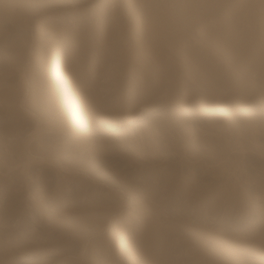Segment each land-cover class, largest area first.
<instances>
[{"label":"rangeland","instance_id":"1","mask_svg":"<svg viewBox=\"0 0 264 264\" xmlns=\"http://www.w3.org/2000/svg\"><path fill=\"white\" fill-rule=\"evenodd\" d=\"M151 1L153 2V0H0V124L3 125V128L0 129V141L4 143H1V146L4 149L9 145L4 150L13 152L11 155L12 157L15 155L13 158H20V155H22L20 159L17 158L19 164L16 159L14 160L16 162L13 170L15 172L19 170V172L14 175L15 172L11 171L12 174L14 173L12 176L14 183L16 178L20 180L23 175H27L23 176L24 178L21 180V182L24 183L25 181L27 183L20 184L18 187L28 185L30 180H34L33 182H35L38 178L37 183H34L35 188L34 186L32 188L34 190L36 189V191H28L29 194L26 193L27 191H24V194L20 197V203L25 205L22 207V214L25 212L24 215L28 216L27 222L23 223V228L18 229L12 223H6V225L0 223V264H32L30 261L23 259L24 253L22 252V256L21 252L18 251L19 247L16 243V245L14 244L15 246L11 244L14 241L21 240L26 235L29 236V241L27 240V242L29 244L31 242L34 243L33 245L38 246L37 248H40V245L37 244L38 241H36L38 238L44 240L42 243L44 246L47 244L44 251H41V248L39 251V253L42 252V256L54 258L53 261L50 259L52 262L49 260L50 262H47V264H61V257L55 260V256L53 257L52 255L55 252H59L58 245L59 248H63L64 250L62 258L67 261L64 264H132L130 252L127 255L120 253L113 243L114 231L112 230V222L119 218L128 217L129 215H132L131 217L134 215L137 216V214H139V217L135 216L132 218L133 222L125 223L123 227L127 234V241L131 242L134 246L139 245V243L141 245L139 246L140 250H142L140 253L141 259L138 264H264V261L259 257V252H264V222L258 225V232L252 237V241L248 243L242 242V239L237 234H230L227 231L235 226L234 221L238 217V211L247 208L246 211L248 213L255 197H259L261 200L264 198V185L262 189L259 188L257 191V187H260V184L264 181V136H262L264 130L260 131L261 133L258 132L259 136L255 137V140L252 139L255 143L251 141V135H246L251 145L243 147V149L247 148V151L244 149V152L246 151L243 154L244 157L241 154V156H237L238 158L235 157L236 161L233 164H240L238 170H236V174L231 175V178L225 177V179H221V185H224L229 179H232L229 180L232 185L235 183H237L235 185H238L235 191H231L232 195L229 190L226 192L227 190L223 191L221 189L220 192L223 191L225 193L218 195V200L221 204L218 201L219 205H217L220 207L219 209H216L218 206L213 207L215 210H219L216 213L217 217L229 210L230 224H226L224 230L219 229L220 223L202 218L206 212L204 204L205 199L208 198L206 194L211 190V187L207 186L208 180L203 182L205 179H202V175H205V170L207 173L209 166H204V162H202V166H199V169H201L200 173L202 172L204 174L201 173V176L199 175L196 180L200 178V181L203 180V184L198 180L196 181L198 184L195 183L198 187H202H199L201 191L200 195L202 196L196 203H193V212L189 211L190 207H186L184 200V202L179 203L180 206L176 202V206L170 209L167 214L165 212L161 213V205H159V202L165 205L171 203V201L176 199L179 191L182 192V188H186L185 186L191 180V174L188 172L184 176L186 177L185 179L182 176L178 179L176 178L179 181L182 180L183 184L181 181L177 182L179 183L177 184V189L180 190L175 189V185L171 192H169L171 194H168V192L164 193L162 174L165 172L172 173L173 170L179 172L180 169L177 166L180 167L183 165L188 156H185L186 154L184 155L185 151L183 148L185 147L182 144L180 147H175V150L183 149L181 156L179 154L177 155L178 157L173 155L175 156L173 160L163 159L161 162L158 161L159 164L152 163L148 161L146 156L144 157L146 152H144L145 154L142 153L144 150L141 148L142 145H139L141 142L138 141L143 138V134L145 135L151 129L150 127L152 126L149 122L153 116L160 117L158 120L163 119L162 121L177 116L175 121L178 118L179 122L181 121L179 118L185 113L186 117H182L185 119L184 122L188 125L191 124L189 125L190 128L194 126L193 121H191L193 124L190 123L187 117L195 113L190 111L187 113L186 108L184 109L183 106L184 104H186L185 106L187 104L191 105V95L188 96V93L194 92L195 89V95L191 97L196 96L195 99L200 104L203 101L200 96H202V93L204 94V91L206 95L208 88L205 85L207 82L204 83L205 81L200 76L199 69L193 66L190 60H187L180 54V50L184 49V45L194 44L196 48L204 47L205 49H209L213 42L216 45L219 43L220 48L217 47L218 45L214 47L217 51L214 53L215 55L218 53L217 56L219 57L213 55V53L212 55L215 57L213 59L216 60L218 58L216 60L217 62L220 60L218 65L226 66L227 69H225L226 67L223 68V72L226 71L229 75L232 74L230 72H236L238 70V65L241 64V60L244 63L251 58L250 56H254L259 61L264 62V0H211L210 6H214L216 15L206 16L205 21L202 23L199 22H201L200 19L204 15L189 21L185 26H189L188 28L191 30L189 31L187 28L185 30L187 32L181 33V37H185L183 39L181 37V39L177 38V45L174 42L173 44L175 46L172 43H168L163 50H158L157 52L152 50V41L144 35L145 21L141 17L143 13H146L145 11L149 13H151L150 11H155L154 7L151 6ZM168 1L167 6L169 9L170 7L173 9L175 5L177 7V4H179L177 2L178 0ZM211 11L209 10L204 13L209 14ZM238 13H240V16ZM71 15H73V18H70ZM243 20L246 22L244 21L243 23ZM231 21L233 22L231 23ZM234 21L235 23H240V32H236L237 24L235 25ZM208 22L211 26L216 25V27L215 25L213 27L218 30L216 34H205L206 29L209 27V24H206ZM198 23L199 25H197ZM229 23L233 25L229 26ZM190 26H194L195 28H191ZM170 34L172 33L170 32ZM170 34L167 35V38H169L168 36L172 37L175 35V33ZM212 35L215 36L213 37ZM241 37H243V42ZM250 37L253 39V42L249 39ZM238 38L240 41L237 40ZM164 39L167 41L166 37ZM215 39L217 42H215ZM240 42L243 43L241 47H239ZM230 43L231 45H229ZM63 44L69 45L68 51L63 57V69L65 63H69V67L75 73V79H82V83L80 82L79 84L81 101L87 119L90 122L95 126L108 127L107 124L113 122L114 119L120 120L126 113L133 112L132 114L137 116L141 111L143 112V109L147 112L145 125L138 127L135 130L137 133L134 132L138 136L131 133L128 129L124 130V137L127 135L133 137V141L137 142L135 145H139L137 147L138 149L132 148L131 154L134 159V155L137 154L138 161L134 159L131 161L128 159L131 158L128 157L130 156L129 154H126V157V155L121 153L123 151L119 150L118 142L122 141L124 137H119V134H117L118 137L114 134L115 136H111L112 138H107L108 140L110 139L108 141L106 138H93L87 134L78 135L75 132V129L67 119L61 95L54 89L55 85L51 84L46 75L47 56L53 53L54 48ZM214 44L212 46H215ZM246 45L247 47L251 45L250 47L252 48L249 50L251 52L253 50V52H248L249 50L241 52L240 56L242 57H240V60L237 58L240 63L234 62L236 58L233 59L235 56L229 54L230 51L234 49L240 50L243 46L246 47ZM228 47H232L233 49ZM222 49L224 51L230 50L225 54ZM256 51L263 54V56H255ZM223 52L224 55H219V53ZM228 54L231 57H228ZM225 59L228 61L226 60L227 62H225ZM227 63L231 64V66L237 64V70L235 67L227 65ZM197 71L199 72L197 73ZM167 74H170V77ZM194 74L196 76L192 78ZM229 75L221 80L223 85L225 83L230 85V87H227L229 85H224L227 87V89L224 87L226 94L220 90L222 95L220 93L219 98H217L218 92H220L219 90H217L218 92L216 91L217 96H214V92L211 94L212 91H209L211 96L208 97L210 94H207V97L205 95V98L203 97L204 101H207L205 104H210V106L214 104L211 107L216 106L213 107L212 114L224 113L220 110V105L222 106L225 103L236 104V101L233 102L232 97L227 96V91H232V87L235 89L234 86L237 85L238 81L234 78L232 80V78H229ZM157 85L159 86L157 87ZM160 85H163L162 87L164 88H161ZM184 85L185 87H183ZM167 86L168 88L170 86L171 91L169 89L167 90L169 92L166 91ZM186 86H188L187 89ZM153 87L155 89L160 87L161 91L158 89L160 94L157 91H153ZM189 87L190 90L188 89ZM203 88H206V90H203ZM187 91L188 93H186ZM198 91L199 94L196 93ZM201 91L203 92L200 93ZM181 94L183 98L186 96L185 98L187 100H182V97H179ZM225 96L228 98H225ZM199 98L202 99L201 102ZM181 100L186 101L183 103V106H181L182 103L179 104V102H182ZM23 105H26L29 110L28 112L25 111V106ZM251 105L252 103L247 104V106ZM137 112L139 113L137 114ZM148 113H151L150 116H148ZM115 114H118V118ZM158 123H161V120ZM200 127L202 126H199L197 129L201 130ZM166 128L168 127L162 126L160 130H167ZM223 129L226 132V128L224 127L211 131L209 135L216 137V134H220V137L225 139L226 133L223 132ZM160 130L158 129L156 131ZM234 131H236L235 133L238 132V130H233L232 132L234 133ZM161 132L158 133L160 134ZM202 133L204 134V132ZM238 134L239 132L236 135ZM200 137L198 138L202 140V136ZM220 137L219 139L223 140ZM235 137L234 134L231 137L232 139L230 138L231 141L234 142ZM256 138H258L259 144L256 142ZM116 139H119L118 142ZM103 142L104 144H102ZM108 142L115 146V148L113 146L111 147V144L109 145ZM114 142L118 145H114ZM8 143H11L12 147ZM147 143L150 142L147 141ZM26 144H29L27 145L28 148ZM84 144L85 146H82ZM96 144L103 151L100 150L101 152H99V149L95 147ZM252 144H256L255 146H259L260 149ZM92 145L95 148H92ZM99 145L101 146L99 147ZM86 146L87 148H85ZM123 146L126 147L125 150L127 151L128 144H124ZM14 147L16 150H14ZM109 147L111 150L112 148L116 150V147L118 149L114 153L109 150ZM129 147L131 148L130 145ZM137 150L140 152H136ZM25 151L27 152L29 157L27 159L29 161L34 156L35 160L29 162L25 159ZM257 152L258 154L255 156ZM29 153L31 156H29ZM119 153L123 154L124 157L123 155L121 157ZM246 154L249 155L246 156ZM22 158H24V165L22 164L23 161L22 163L20 161ZM183 159L185 160L183 161ZM203 159L201 156V161ZM58 160H61L68 169H73V175H65L61 173L58 167L56 168L54 166L55 168H53L54 164L51 162ZM224 160H219L216 165L222 166L225 163ZM188 162H190L189 159ZM146 164L147 166H145ZM174 165H177L176 167L179 171ZM24 166L27 167L28 171L26 170L25 172L26 168ZM19 167H22L24 170H20ZM50 167L53 168V171ZM4 169L7 170L3 166V172L0 170V176H6L10 179L11 172L7 171V174ZM210 169L208 168V170ZM158 170L159 172L157 173L156 171ZM73 171L75 173L78 171L79 173L77 172L75 174ZM19 174L21 175L19 177L20 179L18 178L20 176ZM30 177L33 178L31 179ZM66 177L69 178L67 179ZM58 180H61L63 183L60 181V184H57V182L59 183ZM222 180L226 181L223 182ZM81 182L82 184L84 182L83 185H86L84 187L83 185L81 186L79 184ZM184 182H186V185ZM78 184L79 186L76 188L75 186ZM149 184L153 187L151 188ZM59 185H63L64 187ZM66 185H68V188H66ZM143 185H146L150 191L146 190L147 187ZM205 186L209 189L206 190ZM217 187L219 186L216 185L215 189ZM15 188L14 190L17 192V187ZM49 188L50 190H47ZM80 188H82V191ZM3 189L0 188V194ZM38 189L41 191V195ZM53 189L56 192L52 191ZM11 190L13 188L10 189V192L16 193L14 190ZM57 190L60 191L59 194H57ZM143 190L144 192H142ZM8 191L4 189L3 195L1 194L3 199L0 200V208L6 200L10 201L12 199ZM6 193L9 196H4ZM52 193H55V196ZM49 194L55 197V205L53 201L49 200L51 198L54 200ZM173 197L175 198L173 199ZM41 199L46 200V205L48 204L44 207V212L43 209L32 207L28 203V201L35 202L36 200L40 202ZM63 200L67 201V206L64 209H60L58 208V203ZM214 201L217 200L215 199ZM238 204L242 205V209L237 206ZM260 205L261 207L262 205L264 206V202H260ZM53 206H56L57 210ZM233 206H237L236 208L238 209ZM3 208L0 210V216L6 214ZM215 210L211 208L213 215V211ZM193 214L195 215L193 216ZM39 218L41 220L40 222H38ZM233 228H236V226ZM47 241L49 242L46 243ZM55 241L56 246H54ZM241 247H247L254 256L244 253ZM13 250H15L14 252H19H16L14 257H12L14 255ZM11 252L13 253L11 254ZM28 255L29 253L25 254V256ZM33 264H42V262L38 261Z\"/></svg>","mask_w":264,"mask_h":264},{"label":"bare ground","instance_id":"2","mask_svg":"<svg viewBox=\"0 0 264 264\" xmlns=\"http://www.w3.org/2000/svg\"><path fill=\"white\" fill-rule=\"evenodd\" d=\"M168 2H169L168 0H153V2L151 1V3H152L151 6L154 7L155 11H153V12L150 11L151 13H149L148 11H145L146 13H143L144 10H143V12L141 11V13H143V15L141 14L142 15L141 17L145 21L144 22V32H145L144 35H146V37L149 38L152 41L151 48H152V50H154V52H157L158 50H163L165 48V45L168 44V43H172V45L175 46L174 44H176V39L181 37V35H182L181 33L182 32H187L185 30L189 26H185V25L189 21L193 20L194 18H196L198 16H203L204 15L205 17L203 16V18L201 17V19H200L201 22L198 21L199 23H202L203 21H205L206 16L209 17L211 15L212 16L213 15H216L215 14V10H214L215 9L214 6H210L211 0H178L177 1L179 3V4H177L178 6L176 7V5H175V7L173 9H171V7L169 9V7L167 6V3ZM209 10H212L209 14L208 13H204V12L209 11ZM242 10H244V9L242 8ZM238 14L240 16V13H238ZM236 16H237V14H236ZM70 18H73V15H71ZM236 20H237V18H236ZM244 21L245 20H243V23H244ZM232 22L233 21H231V23ZM199 23L197 25H199ZM234 23H235V21H234ZM206 24H209V22L206 23ZM214 25L211 26V24H209V27L207 29L205 28L206 29V33L203 30L204 33L205 34H208V35H210V34H216V31H218V30H216L215 28H213ZM230 25H233V24H230L229 23V26ZM235 25H236V29H235L236 32H240V30H239L240 29V23H235ZM193 27H191V28H193ZM215 27H216V25H215ZM187 30L190 31L191 29L188 28ZM241 31H243V30H241ZM170 32L172 34L175 33V35H173L172 37L168 36L169 38H167V35H169ZM234 33H235V31H234ZM243 33L245 34L244 31H243ZM243 33L241 32L242 35H243ZM172 34H170V35H172ZM183 34H185V33H183ZM212 36L214 37L215 35H212ZM239 36H240V34H239ZM165 37H166V40L167 41H165V39H164ZM233 37H235V36L233 35ZM236 37H238V36L236 35ZM239 38L237 39L238 41H240ZM242 38L243 37H241V39ZM249 39H251V37ZM237 40H235V41H237ZM251 40L253 42V39H251ZM173 42H174V44H173ZM178 42H179V39H178ZM187 42H190V41H187ZM215 42H217L216 39H215ZM242 42H243V39H242ZM242 42H240V44H239L240 46L239 47H241V44H243ZM213 44H214V42H213ZM212 45H211V47L209 49H205L204 47L196 48V46H194V44L193 45L187 44V45H184L183 46L184 49H181L182 51L180 50V52H181L180 54L182 56H184L187 60H190V62L192 63V65L195 66V67H197L199 69V71L201 73V74L200 73L199 74L203 78V81H205L204 83L207 82V84H205L206 85V88H208L207 91H206V93L207 94H210L209 91H212L211 94H213V92H214V96L215 95L217 96V92H218L217 90L224 91L223 93L226 94V92H225L226 90L224 89V87L226 89H227V87H230L229 84H226L225 83L226 86L229 85V86L226 87V86H224L225 84L223 85V82H221V80H223L224 77H227L229 74L226 71L223 72V68H225L226 66L223 67L224 65L223 66L220 65V64L218 65V63L220 62V60H219V62L216 61V60H218V58L216 60L213 59V57H214L213 55H215V53L217 52L214 47H216L217 45H218L217 47H219V43H217V45L214 44L215 46H212ZM229 45H231V43ZM237 45H238V43H237ZM237 45H236V49H237ZM247 45H249V44H247ZM247 45H246V47L243 46L242 49H240V50H235L234 49L235 51L233 50V51H230V53L229 52L228 53L229 54H232L233 56H235L233 59L239 58V60H240V57H242V56H240L241 52H245V50L248 51L250 48H252V47H250L251 45L248 46V47H247ZM225 47H227V46L225 45ZM232 47H228V48L233 49ZM263 47H264V44H263ZM68 48H69V45L68 44H63L61 46H57L56 48L53 49V53L51 55H48L47 56L46 63H47L48 66L46 65V75H47L48 80H50L51 84H54L55 85L54 86V89L61 95L62 101H63L64 106H65V112H66L67 119L71 123L72 127L75 129V132H77L78 135L87 134L89 136H92L93 138L94 137H99L100 139L101 138L102 139L103 138L104 139L105 138L107 139V138H109L111 136L113 137L114 134H116L117 137H118L117 134H119V137H121V136L124 137L125 136L124 135L125 134L124 133V130H127V129L131 133H134V132L137 133L135 130L138 127H140L141 125H145V123H146V115H147V112H145L144 109H143V112L141 111V113L137 112V114L139 113L137 116H135L134 114H132L133 112L132 113H130V112L129 113H126L122 118H120V120L119 119H114L113 122H110L109 124H107L108 127H106V126H104V127L95 126L92 122H90L87 119V116H86L85 111H84V106H83L82 101H81V91H80L81 89H80V86H79L80 82L82 83V79H79V80L75 79V73L69 67V63L66 62L65 63V67L63 69V57H64L65 53L68 51ZM202 48H204V49H202ZM262 49H260V50H262ZM229 50L224 51L222 49V51H224L225 54ZM218 52H221V51H218ZM224 52L223 53H219V55H221V54L224 55ZM248 52H251V51L249 50ZM252 52H253V50H252ZM257 53H259V52H257ZM257 53L255 54V56H260V55H261L260 57L263 56V54H260V53H262L261 51H260L259 54H257ZM217 55H218V53H217ZM217 55H215V56H217ZM253 55H254V53H253ZM217 57H219V56H217ZM228 57H231V56L229 55ZM228 57H226V58L228 59ZM250 57L251 58L250 59L248 58L249 60L245 61L244 63H243V60H241V64L242 65L239 64L238 65L239 67L237 66L238 67V70L236 69L237 68L236 67L237 64L235 66H231V64H228L227 63V65H230L231 67H235V69L237 70L236 72H230L232 74L229 75L230 76L229 78H232V80L236 79L238 81V83L240 84V87H239V84L237 83V85H238L237 88H236V86H237L236 85V86H234L235 89H233V87H232V89H231L232 91H227V96L230 97V98L232 97L233 98V102L236 101V104H226L225 103L222 106L220 105V110H222L224 113H222V114H212V110L214 109L213 107H216V106L211 107L212 105H214V104H212L213 102L211 103L212 104L211 106H210V104L209 105L208 104H205V102H207L206 100L204 101V98L207 97V94L205 95V91H204V94L202 93L203 91L200 92V93H202L201 94L202 96H200V98L203 99L202 102H204V103L202 104V102H201L202 99L199 98L201 103L198 104L199 101L195 99L196 96L195 97H191V96H194L195 95V93H194L195 90H196L195 89L194 92H191V93L190 92L188 93V91L186 92V93H188V96L191 95L190 96V98H191L190 101L191 102L188 100L191 105L187 104V106H185L186 104H184V106H183V103L186 102V101H182L183 99H186L185 98L186 96H184L185 93L183 94L184 98L182 97V94L179 96L180 98L182 97L181 98L182 99L181 100L182 102H179V104L182 103L181 106H183L184 109L186 108L185 110H187V113H189V111L195 113L193 115H190L189 116L190 118L187 117V120L190 121V123H192L191 121H193V123H194L193 128H190L189 127V125H191V124L188 125V124H186L184 122L185 121L184 118L186 117L185 113H183V116L180 117L181 119L179 118V120L183 121L182 122L183 124L180 123L181 121L178 122V118H177V121H175V118L177 116L174 117V118H169V119L167 118L168 120L165 119L166 121L164 120L165 121L164 122V121H162L163 119H159L158 120V118H160V117H155V116L152 115L153 117L151 118V120L149 122V123H151L150 125L152 126V127H150L151 129H149L148 132H146L145 135L144 134L142 135L143 138L142 139L140 138L141 140H138V141L141 142L140 144L139 143L138 144L139 145H142L141 148L144 150L142 153L146 152V155H144V157L146 156L147 159H148V161H150L152 163H156V164L158 163L159 164V162L163 161V159H167L169 161L175 159V156H173V155H176L177 156L179 154L181 156V152L183 153V149L185 151L184 152V155L186 154L185 156H188L187 157V160L183 159V161L185 160L184 163H183V165H181L180 167L176 165L180 169V171L174 165L176 167V169H178L179 172H176L175 170L172 169L173 170L172 173H166L165 172V173L162 174V177H163L162 179L164 181V189H165L164 193H167L168 192V194H171L169 192H171V190L173 189V186L176 185L175 189H177L178 188L177 187V184H179L177 182H180V181H181V183L183 182L182 180L179 181L177 179L180 176H182V178L185 179L186 178V177H184L185 174L186 175L188 173L191 174V177H190L191 180L189 178L190 181L187 184V186H185L186 188H182L183 189L182 192L179 191L178 196L176 197L175 200H173V201L169 200V201H171V203H169L167 205H165L164 203H160L159 202V205H161V208H160V211H162L161 213H164L165 212V214H167V212L170 211V209H172V208H174V206H176V202L179 205V203L184 202V200H185L184 203H185L186 207H190L189 211H192V212L194 211V209H193V206H194L193 203H196L198 201V199L202 196V195H200L201 191H200V188H199L201 186L198 187V185H197L198 182H196L198 179L196 180V178L199 177V175L202 173V172L200 173V170L201 169H199V166L200 165L202 166V162H204V166L206 165V167H207V165H208L209 166L208 168H211V169L208 170V168H207V173H206V170H205V175H202L203 176L202 179H205V181H203V180L200 181V178H199L198 181H200L203 184V182H206V180H208L207 181L208 182L207 183L208 185L207 184H205V185H207L208 187H211V190L209 192L207 191L208 194H206V195H207L208 198H206L205 201H204V199L202 197V199L204 201V204H205V211H206L205 214H204V216H202V218H204L205 220H213L215 223H220L219 224V229L220 230H224V227L226 226V224H230V221H229L230 214L228 212L229 210L228 211H225V213L220 214L217 217L216 213L219 210H215L213 207H217L219 205L218 204V201H219L218 200V195H220V193L223 195L225 193V192L223 193L224 190H227L226 192H228V190H229L230 191V194L232 195L231 191H235L236 188H238V185H235L237 183L234 184V182H232L234 184V185H232L231 184V181H229V180H232V179H229L227 181L225 180L226 182L224 180H222L225 183H224V185L223 184L221 185V183H220L221 182V179H225V177H230L231 175H235L236 174V170H238V166L240 164H237V163L236 164H233L234 161H236L235 160V157L241 156V155L245 154L246 151H247V148H244L246 150L244 152L243 147H245L246 145H251V143L248 142L247 136H250L251 135L253 137V138L251 137V141H252V139H254L255 137H258L259 136L258 135L259 134L258 132L264 130V128H263L264 127V120H262V118H264V100H263L264 99V62L263 61H259V59H257L254 56H250ZM220 59H221V57H220ZM227 59H225V62L228 61ZM229 59H231V58H229ZM235 60H234V62H239L240 63V61H238V59H237V61H235ZM223 62H224V60H223ZM230 62H231V60H230ZM231 67H230V70L232 69ZM225 69H227V67ZM199 71H197V73ZM194 76H196V75L195 74L192 75V78ZM201 81H202V79H201ZM237 81H235V82H237ZM185 85L183 87H185ZM158 86L159 85H157V87ZM160 86H161V88H164V87H162L163 85H160ZM187 87L188 86H186V89H187ZM147 88H149V87H147ZM161 88L159 87V88H156L155 89L153 87V89H154L153 91H157L158 92V89H160V91H161ZM192 88L194 89L193 86H192ZM195 88H196V86H195ZM206 88H203V90L204 89L206 90ZM168 89L171 91L170 86H169V88L167 86L166 91ZM188 89L190 90V87ZM199 91L196 92V93L199 94ZM221 91L218 92L217 98H219ZM167 92H169V91H167ZM184 92H185V90H184ZM158 93L160 94V92H158ZM211 94L208 95V97L211 96ZM204 95H205V97H204ZM221 95H222V93H221ZM227 96H225V98H228ZM207 100H209V99L207 98ZM196 102H197V104H196ZM208 103H210V102L208 101ZM250 103H252V105L251 106H247V104L249 105ZM23 106H25V111L28 112L29 110L27 109L26 105H23ZM217 107H219V106H217ZM143 108H144V106H143ZM30 113H32V112H30ZM150 114L148 113V116H150ZM182 117H184V118H182ZM117 118H118V116H117ZM115 120H119V121H115ZM160 120H161V123H158V121H160ZM187 120H186V122H187ZM205 125H206V127H204ZM254 125H256V126L254 127ZM162 126L163 127L164 126L165 127H168V128H166L167 130L164 129L165 132L162 129L160 130V128ZM199 126H202L203 128L200 127L201 130L197 129V128H199ZM224 127L226 128V132L224 131L225 129H223V132L226 133L225 134V139L223 137H220V134H216V137H211L209 135V133L211 131H213L215 129H217V130L218 129H222ZM2 128H3V125L0 124V129H2ZM158 129L160 131H162L160 134L158 133L160 131H156ZM233 130H238V132H239L238 135L239 136L236 135L238 132L235 133L236 131H234V133H233L232 132ZM202 132H204V134ZM157 133H158V135H157ZM221 134H223V133H221ZM234 134L236 136L234 138L236 142L235 141L234 142L231 141V139H232L231 137H233ZM135 135H137V134H135ZM217 135H219V136L217 137ZM127 136L124 137L122 139V141H120V142H118V140L120 138L119 139H116L119 145L117 143L116 144L118 145L119 150L120 151H123L121 153H123L124 155H126V154L127 155L129 154L130 155L128 157H131V158H128V159H130L132 161L134 159V157L132 158V155H131L132 154V148L133 149H138L137 147L139 145L138 146L135 145V144H137V142L133 141L134 140L133 137H129V135H127ZM200 136H202V140L200 139L201 138ZM262 136H264V134H262ZM198 137H200V138H198ZM219 137L220 138H223V140L219 139ZM196 139H198V140H196ZM256 139H257L256 142L259 144L258 138H256ZM116 140H114V141L116 142ZM147 141L150 142V143H147ZM112 142H113V140H112ZM115 142H114V145H116ZM1 143L4 144L3 142L0 141V162H1L0 163V170L2 171L3 166H5V168L7 169V170L4 169L6 173H7V171L8 172L9 171L10 172L11 171L12 172H15V170H13V168H14V164H15L16 161L19 164V161L17 160L18 157L17 158L16 157L13 158L15 156V155L13 157L11 156L13 152L11 153V151L9 149L8 150H9L10 153L7 152L6 150H4V149H7L9 147V145H8L7 148H4L3 149V146H1ZM184 143L186 144V146H185ZM253 143H255V142H253ZM8 144H11V143H8ZM97 144L95 146L96 149L98 148V145ZM102 144H104V142ZM108 144H109V142H108ZM124 144H126V145L128 144V146L130 145L131 148L130 147L128 148V146H127V151H126L125 150L126 147L123 146ZM182 144L184 145L183 147H185V148H183L182 150H180V149L175 150V147H178V146L180 147V146H182ZM27 145H29V144H26V147H27ZM252 145L255 146L256 144H252ZM260 145H261V143H260ZM82 146H85V144L82 145ZM100 146L101 145H99V147ZM112 146L113 145L111 144V147ZM11 147H12V144H11ZM88 147H89V145H88ZM95 147L93 146L92 148H95ZM113 147L115 148V146H113ZM255 147L256 148L258 147V149H260L259 146H255ZM85 148H87V146ZM118 148L116 147V150ZM141 148L139 147V149H141ZM10 149H12V148H10ZM17 149H18V147H17ZM14 150H16V148ZM31 150H32V148H31ZM100 150L103 151V149H99V152H101ZM109 150H111V148ZM116 150H114L112 148L111 151L114 152ZM28 151H29V149H28ZM118 151H117V154H118ZM124 151H126V152H124ZM138 151L139 150H137L136 152H138ZM236 151H238V152L239 151H242V152H239L238 153ZM93 152H95V151L93 150ZM251 152H250V154H251ZM114 153H116V152H114ZM121 153H119L120 156L123 155ZM133 153H135V152H133ZM22 154L25 155L24 153H22ZM253 154H255V153H253ZM257 154H258V152L256 153L255 156H257ZM124 155H123V157H124ZM127 155H126V157H127ZM136 155L137 154L134 155L135 156V159L134 160H137V156ZM248 155L246 154V156H248ZM20 156L22 157V155H20ZM29 156H31V154ZM201 156L204 158L203 161H201ZM242 157H244V155ZM261 157H263V155H261ZM20 158H18V159H20ZM27 158H29V157H28L27 152H26L25 159H27ZM34 158H35V156L34 157H31L30 158V161H29V159H27V160L29 162H31V161H34L35 160ZM65 158L67 159V157H65ZM221 158L222 159H225L224 160L225 163L222 166L216 165V163L218 164L219 160L222 161ZM2 159H3L4 162L1 161ZM15 159H16V161H14ZM23 159L24 158H22L20 161H21V163L23 161L22 164L24 165L25 163H24V160ZM66 159H64V160H66ZM188 159H189V161L191 163L188 162ZM239 159H240V157H239ZM141 160L143 161V159H141ZM141 160H139V161H141ZM167 160H166V162H167ZM41 161H42V159H41ZM29 162H28V164H29ZM51 163L54 164L53 165V168H55V167L57 168L58 167L60 169L61 173L65 174V175H69V176L70 175H73L72 174V170L73 169H71V170H70V168L68 169L66 167V165L64 166V164H63V162L61 160H58V161H55V162H51ZM66 163H67V161H66ZM152 163H151V165H152ZM219 164H222V163H219ZM16 166H17V164H16ZM16 166H15V168H17ZM26 166H24L26 168L25 169V172H26V170L28 171V169H27L28 166L27 167ZM51 166H52V164H51ZM145 166H147V164ZM22 167L21 168L19 167V169L20 170L23 169ZM32 168H34V167H32ZM53 168H51L52 171H53ZM171 168H170V170H171ZM201 168H204V167H201ZM35 171H37V170H35ZM174 171H175V173H174ZM12 172L10 174L11 175V178L10 179L7 178L6 176H4V177L3 176H0V188H4L5 190L6 189L9 190L8 191V193H9L10 192V189L13 188V190H14V188L17 187V192H16V190H14L16 193H12V192L9 193V195L12 196L11 197L12 199H10V201L9 200H6V202H4V204L2 205V207H4L3 209H5V211H6V214L0 216V223H4L5 225H6V223H12L18 229H22L23 228V223H26L27 222V217L28 216L24 215L25 212L22 214V210H23L22 207H24L25 205L22 204V203H20V201H21L20 197H21L22 194H24V191L25 192L27 191L26 193H28V191H31V192L36 191V189L34 190L32 188H33V186L35 188V184L34 183L38 180V178H37V180H35V182H33L34 180L33 181L30 180V182H28V185L27 184L26 185H21V186H24V187H21V186L18 187V185H20V184L27 183L25 181H24V183L21 182V180H23L22 178H24L23 176H27V175H23L21 179L19 178V177H21V175L20 174H19L20 176L17 175L20 180H18L16 178L15 179V183H14L13 178H12V176H13L14 173L12 174ZM18 172H19V170H18ZM18 172H15L14 175H16V173H18ZM25 172H24V174H25ZM73 172L75 173V171H73ZM156 172L158 173L159 170L156 171ZM143 174H145V173H143ZM147 174H148V170H147ZM202 174H204V173H202ZM34 176L36 177V175H34ZM150 177H151V175H150ZM30 178L32 179L33 177H30ZM66 178L68 179L69 177H66ZM148 180H149V178H148ZM175 180H177V181H175ZM18 181H20L21 183L18 182ZM60 181H59V183L57 182V184H60ZM261 181H263V180H261ZM261 181H259V183H261ZM250 182H252V181H250ZM253 182L255 183V181H253ZM44 183H46V182H44ZM61 183H63V182L61 181ZM149 183H150V180H149ZM185 183L186 182H184V184ZM79 184H81V186H82L84 184V182H83V184H82V182L79 183ZM79 184L76 185L75 187L77 188V186H79ZM189 184H190V186H189ZM256 184H258V183L256 182ZM85 185H83V187ZM149 185H151V184H149ZM216 185L219 186V187H217V189H215ZM260 185H259L260 187H257V191H258L259 188L262 189V186L264 185V181ZM59 186H63V185H59ZM66 186H67L66 188H68V185H66ZM50 187H51V185H50ZM150 187L152 188L153 186L151 185ZM41 188H43V187L41 186ZM56 188H57V186H56ZM4 189H3L2 193H1L2 195L4 193ZM54 189L52 191H55ZM80 189L82 191V188H80ZM207 189H209V188L206 187V190ZM221 189L223 190L222 192H220ZM13 190H11V191H13ZM45 190H46V188H45ZM47 190H50V188L47 189ZM63 190H64V188H63ZM146 190H148V187L146 188ZM177 190H180V189H177ZM77 191L80 192V190H78V189H77ZM148 191H150V190H148ZM39 192H40V195H41V191L40 190H39ZM83 192H85V191H83ZM142 192H144V190ZM202 192H204V191H202ZM59 193H60V191H58L57 194H59ZM1 194H0V197H1L0 200L3 199ZM54 194L52 193V195H54ZM6 195H8V194L6 193L4 196H6ZM31 195H32V193H31ZM52 195H50V196H52ZM50 196H48V197H50ZM58 198H59V195H58ZM174 198L175 197H173V199ZM219 198H220V196H219ZM53 199L54 200H52V198H51L49 200L53 201V204L55 205V197H53ZM215 199L217 201H214ZM88 200H89V198H88ZM31 202H33V201H28V203L32 207H38L41 210L43 209V212L45 211V208L44 207H46L48 205V204L46 205V200H42V199L40 200V202L38 200H36L33 203H31ZM85 202H87V201L85 200ZM260 202H264V198L261 200V198L255 197L254 200H253V205H251L252 207L250 208V210H249L248 213L246 211L247 208L243 210L242 207H241L242 205L241 204H238L237 206H239L242 210L238 211L239 212L238 217L234 221V225L236 226V228H233L235 226L231 227L230 229L227 230L228 233H230V234H237L239 236V238L242 239V242H244V243L251 242L252 241V237L255 236L256 233L258 232V225L260 223H263L264 222V206L262 205V207H261ZM199 203H201V202H199ZM219 203H220V201H219ZM230 204H234V203H230ZM58 205H57L58 208L64 209L67 206V201L66 200H63L60 203H58ZM53 207L56 208V206H53ZM219 207L220 206H218V208H216V209H219ZM233 207H235V206H233ZM1 208H0V210H2ZM47 208H49V207H47ZM211 208L216 211V212L213 211L214 212V215L211 212ZM35 209H33V210H35ZM72 209H74V208H72ZM179 209H177V210H179ZM236 209H238V208H236ZM36 210H38V209H36ZM56 210H57V208H56ZM26 211H27V209H26ZM180 212H182V211H180ZM49 213H51V212H49ZM171 213H173V212L171 211ZM175 213H177V212H175ZM244 213H246V214H244ZM138 215L139 214H137V216L134 215L133 217H131L132 215H129L128 217L119 218V219L114 220L112 222L113 223L112 224V230L114 231L113 243H114L115 247L118 249V251L120 253H123L124 255H127V253L130 252V254L132 256L131 257L132 258V264H138L139 261H140V259H141L140 253H141L142 250H140V248H139V246H141V245L139 243V245L134 246L131 242L127 241V238H126L127 237V234H126L125 228L123 226L127 222H133L132 218H134L135 216L136 217H139ZM179 215H180V213H179ZM194 215L195 214H193V216ZM196 218H198V217H196ZM38 220H39L38 222L41 221L40 218ZM46 221H48V220H46ZM43 222H45V221H43ZM243 225H245V226H243ZM28 239H29V236L26 235L24 238L22 237L21 240H18L16 242L14 241V243L13 242L11 243L12 245H14L16 243L17 246L19 247L18 251H20L21 254H22V252L24 253V256L22 254L23 259H25L26 261L27 260L30 261L32 264L35 263V262H38V261L39 262H42V264H44V263L47 264V262L49 263L51 260L53 261L54 258L53 259L51 257L50 258L49 257L47 258V256H42V254H41L42 252L39 253L40 248L42 249L41 251H44V248L47 247L46 246L47 244L45 246H44V244H42L44 242V240H41V238L40 239L38 238V240H36V241H38L37 244L40 245V248H37L38 246H34L33 245L34 243L31 242V244H29V242H27ZM48 242L49 241H47L46 243H48ZM61 242L63 243V241H61ZM139 242H141V241H139ZM54 244H55L54 246H56V241H55ZM58 246H57V248L60 249L59 252H55L54 251L55 253H53L52 255H53V257L55 256V260L58 259L59 257H61V260H62L61 264H64V263L67 262L66 260H63L64 258H62L63 255H64L63 254L64 253V250H63V248H59ZM60 246H61V244H60ZM10 249H11V246H10ZM241 250L244 253H246V254H249L251 256H254L253 253L247 247H241ZM14 251L15 250H13V252ZM13 252H11V254ZM16 252H14V255L13 256L11 255V256L14 257L15 254H16ZM17 253H19V252H17ZM27 253H29V255L28 256H25V254H27ZM259 253H260L259 254L260 255L259 256L260 259H262L264 261V252H259ZM22 256H20V257H22ZM35 260H37V261H35ZM30 262H27V263H30ZM23 264H26V263H23Z\"/></svg>","mask_w":264,"mask_h":264}]
</instances>
